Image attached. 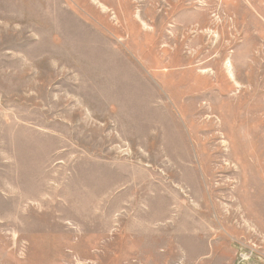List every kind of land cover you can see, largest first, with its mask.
I'll return each mask as SVG.
<instances>
[{
    "label": "rangeland",
    "instance_id": "374dc122",
    "mask_svg": "<svg viewBox=\"0 0 264 264\" xmlns=\"http://www.w3.org/2000/svg\"><path fill=\"white\" fill-rule=\"evenodd\" d=\"M0 264H264V0H0Z\"/></svg>",
    "mask_w": 264,
    "mask_h": 264
}]
</instances>
